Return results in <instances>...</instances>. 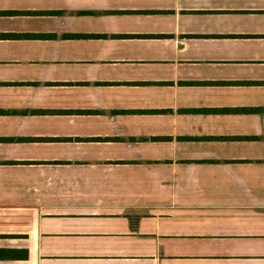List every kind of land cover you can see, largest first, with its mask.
Returning a JSON list of instances; mask_svg holds the SVG:
<instances>
[{"label":"crops","instance_id":"0c3cea01","mask_svg":"<svg viewBox=\"0 0 264 264\" xmlns=\"http://www.w3.org/2000/svg\"><path fill=\"white\" fill-rule=\"evenodd\" d=\"M0 264H264V0H0Z\"/></svg>","mask_w":264,"mask_h":264}]
</instances>
